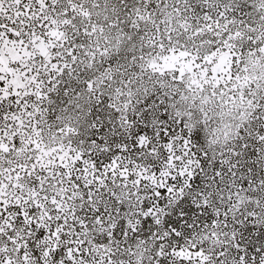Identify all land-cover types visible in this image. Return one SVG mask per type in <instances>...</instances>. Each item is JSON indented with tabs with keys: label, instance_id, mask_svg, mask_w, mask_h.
<instances>
[{
	"label": "snow or ice",
	"instance_id": "1",
	"mask_svg": "<svg viewBox=\"0 0 264 264\" xmlns=\"http://www.w3.org/2000/svg\"><path fill=\"white\" fill-rule=\"evenodd\" d=\"M0 264H264V0H0Z\"/></svg>",
	"mask_w": 264,
	"mask_h": 264
}]
</instances>
